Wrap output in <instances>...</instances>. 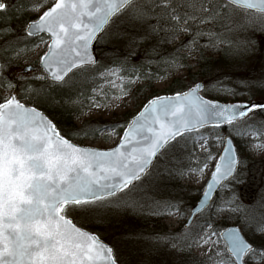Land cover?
I'll list each match as a JSON object with an SVG mask.
<instances>
[{
    "label": "snow or ice",
    "instance_id": "snow-or-ice-1",
    "mask_svg": "<svg viewBox=\"0 0 264 264\" xmlns=\"http://www.w3.org/2000/svg\"><path fill=\"white\" fill-rule=\"evenodd\" d=\"M155 7L167 9L158 18V24L163 19L169 26L153 27L152 31H163L162 39L169 43L180 32L187 33L193 25L210 20L225 21L224 26L231 30L233 8L245 11L243 23L236 27L264 30V0H180L175 7L172 0H160L159 4L157 0H55L37 19L26 22L24 28L29 37L38 33L50 35L48 50L40 58L46 75L35 79L50 77L58 84L66 82L65 77L74 69L95 63L89 47L114 16L128 12L133 20L146 21ZM10 8L19 12L24 5L0 0V15L8 13ZM180 8L185 10L179 11ZM249 9L255 12H248ZM0 33L8 35L2 24ZM199 35L212 37L213 47L224 42L221 36L211 32ZM195 43L194 35L181 47H188L191 53ZM249 43L250 40L238 41L236 48L246 50ZM178 59L174 56L168 63L183 67ZM119 73V69H109L107 76L119 77ZM203 87L202 83H196L174 97L149 101L127 124L120 143L107 150L72 143L38 107L25 106L16 95L4 98L0 102V264H118L113 247L73 221L98 218L104 209L115 206L118 194L142 182L150 174L154 159L178 137L195 134L192 143L207 151L208 137L200 129L232 127L255 108H264L258 104H220L207 100L199 94ZM101 103L94 96L84 106L100 107ZM106 131L115 132L116 127L95 128L91 135L95 137ZM257 133L264 136V127L255 129L253 134ZM201 140L204 144H199ZM224 142L231 145L230 138H224ZM239 163L234 149L225 147L204 196L207 198L214 186L223 187V181L234 179ZM227 204L216 211L236 212L242 207L235 200ZM125 205L135 207L134 203L125 202ZM164 207L179 210L178 204L166 203ZM260 231L264 232V227ZM213 235L216 233L209 223L200 241L214 243ZM220 236L225 239L230 264H245L246 256L257 254V249L238 229L226 230Z\"/></svg>",
    "mask_w": 264,
    "mask_h": 264
},
{
    "label": "rangeland",
    "instance_id": "rangeland-1",
    "mask_svg": "<svg viewBox=\"0 0 264 264\" xmlns=\"http://www.w3.org/2000/svg\"><path fill=\"white\" fill-rule=\"evenodd\" d=\"M55 0H45V4L36 8L34 11L38 17L42 14ZM239 18H244L245 14H237ZM133 20L128 12L118 14L106 26L100 34V44L104 48L117 47L127 44L132 38L138 36L135 29L140 31V25ZM25 28V27H24ZM13 38H22L23 29L17 28ZM143 33V32H140ZM143 36V35H142ZM140 37V36H139ZM248 38V37H247ZM249 38L251 43L247 44L245 52L241 56V60L234 62L228 66L226 73L229 71L231 77L226 80L233 82L231 87L222 85L219 76L213 74V79L209 84H205L203 94H212L216 99L223 98L225 101H251L260 100L264 103L260 83L264 82V48L256 50V44L259 41L264 43V30L251 27L249 30ZM256 39V40H255ZM142 40V38H141ZM49 38L44 37L43 42L39 41L35 46L24 50L16 55L15 61L11 62L4 60L3 68L0 70V82L4 86H0V102L4 98H9L12 94L19 95L20 92L15 90L14 84H10V79L13 77H25L24 80H32L37 76L46 75L39 66L42 54L47 50ZM188 60L186 67L179 68L173 75L158 80L154 87L161 94L170 85L175 77L187 79L189 66L191 70L196 71L194 54L188 52ZM26 66H32L33 69L24 72ZM109 69L117 70L115 67ZM108 69V70H109ZM103 75L104 82L94 89L92 97L95 96L97 101L102 102L100 107H85L92 101V97L83 104L73 103L74 106H79L77 115L73 118V123L76 126L75 132L79 127L87 125L88 128L94 125L95 121L111 120L127 115L131 118L137 114L148 101L147 94L143 95L136 93L135 89L128 90V79L121 76H107V72ZM234 70V71H232ZM122 77V79L120 78ZM37 80V79H35ZM41 81V80H38ZM187 82L190 83L188 80ZM194 82L190 83L189 87ZM19 97V96H18ZM208 97V96H207ZM24 102L28 100L22 99ZM130 118V120H131ZM127 124L116 125L115 132H104L95 138H87L83 140L74 139L75 142L98 148H112L116 146L123 134ZM255 126L250 128L249 126ZM264 127V108H259V111L252 112L243 121L236 123L235 126L228 132H223L218 128L213 132V137L210 138L207 133L208 128H203L200 133L208 137L207 151L204 148L197 147L199 158H197L192 166L184 172L181 177V185L188 188V196L199 197L202 189L212 173L213 167L216 164L218 155L211 156L208 162L203 163L204 157L201 155L209 152H220L223 147V138L225 134H230L234 138L237 146L243 148L240 152V167L235 174V178L228 181L217 193L215 201L207 210V213H201L196 220L185 228L184 224L187 220L185 210V201L181 193L178 192V197L172 193L171 188L163 185V181L159 177L157 171L164 167L172 158L178 156V147L184 141L177 140L169 145L163 154L156 158V161L150 167V174L146 175L142 182H136L135 187L130 191L118 194L117 201H114L113 207L104 209L98 218L89 220L75 219L74 222L92 232L98 233L104 240L110 243L114 249L115 256L120 264H223L229 262L230 255L227 252L226 245L220 237V232L228 225L236 224L234 221H229L227 225H221L223 218L217 217L210 221L214 213H217V207H227L228 201L239 200L243 203L244 210L253 215L254 213L264 212V136L260 134L254 135L257 128ZM111 129L112 127H107ZM247 134L244 135V132ZM219 137V139L217 138ZM247 140V141H245ZM181 141V142H179ZM199 144H204V141H199ZM259 144L260 147H255ZM249 145L251 147L249 148ZM207 164L205 167L204 165ZM191 165V164H190ZM195 169V171H192ZM200 169H203L200 171ZM185 199V200H186ZM176 201L179 205V210L168 211L167 217L162 221L167 228L168 235L159 237L154 233L146 230L148 218L151 216L152 210L162 211L166 203ZM125 202L134 203L135 207H128ZM184 204V205H183ZM233 206V205H232ZM157 208V209H156ZM211 211V213L209 212ZM228 212V211H224ZM231 212V211H230ZM222 213V212H221ZM220 214V212H219ZM247 215L240 223L242 231L247 239L253 243L257 249L255 256L249 254L245 264H264V232H261V227H264V222L259 227L246 226ZM140 222L143 226L139 225ZM212 225V230L216 233L211 237L214 243L205 244L200 241V236L208 228V224ZM145 224V226H144ZM156 232V231H155ZM156 242V243H155ZM176 244V247L172 245ZM190 245V246H189ZM150 248L154 249L152 254ZM219 253V255H218ZM183 259L181 263L178 262ZM177 262V263H176Z\"/></svg>",
    "mask_w": 264,
    "mask_h": 264
},
{
    "label": "trees",
    "instance_id": "trees-1",
    "mask_svg": "<svg viewBox=\"0 0 264 264\" xmlns=\"http://www.w3.org/2000/svg\"><path fill=\"white\" fill-rule=\"evenodd\" d=\"M5 2L10 5L23 3L24 9L18 12L15 8H10L8 13L0 15V24L8 31V35L0 33V65H3L4 60L14 62L18 53L33 47V45L41 41V37H46L44 34L29 37L24 33L22 38L17 39L13 38L16 31H12V29L16 30L17 28H21L24 32L26 22L37 18L32 8L37 5L38 7L43 6L45 0H5ZM179 2L180 0H172L174 7ZM157 3L159 4L160 0H157ZM178 10L184 11L185 9L180 8ZM247 11L253 12L250 10ZM166 12L167 9L164 7H155L146 21L136 22L141 24L140 31L138 29L134 30L138 36L132 38L127 44L121 45L120 48H104V46L100 44L101 37L99 36L94 43V52L97 58L96 62L74 70L65 79L66 82L64 83L58 84L48 78L41 81L35 79L24 80L25 77L22 76L11 78L10 84H14L15 90L20 92L18 95L20 99L26 98L29 104L41 108L56 123L64 135L71 139L78 140L93 138L91 135L92 129L105 126L113 127L119 124L124 125L127 124L131 118L130 116L123 115L118 119L113 118L111 120L95 121L94 125L90 128L84 125L79 127L77 132L74 131L76 126L73 123V118L77 115L79 106H74L73 103H78V105H80L82 101H84L83 104L89 101L93 95L94 89L104 82L102 74H105L109 68L115 67L120 70L122 77L128 79L129 91L135 89L136 93L143 95L147 94L146 97L151 98L160 94L154 87L158 80L173 75L179 68L186 67L188 60L187 53L190 51L188 47H181V45L187 44L193 39L194 35L196 43L192 46L191 52L194 54L196 71L193 72V70L190 69L192 67L189 66L187 79L175 77L164 90V93L183 91L187 89L192 82L196 83L198 81H203L204 84L207 85L215 76L220 77L222 85L231 87L233 82H230V79L229 81L226 80L227 77H225V75L231 77L227 74L230 70L227 73L223 70H227L228 66L241 60L242 54L245 53H242L241 49L238 50L236 48V43L238 41H243L244 38L250 39L249 30L251 27L239 28L235 26L239 23H243L244 18H239L237 14H245V11L239 8L232 9L231 30L224 26L226 23L225 21L217 22L210 20L203 24L197 23L193 25L191 30L187 33L180 32L177 38L170 43L162 39L165 35L163 31H152L153 27L158 28L160 25H164V27L169 26L163 19H160L158 24V18L162 17ZM200 32H211L212 34L221 36L224 42H217V46L213 47L214 41L212 37L209 35H199ZM256 45V50H258V48L260 50V47L264 48V43H260L259 41ZM177 49H179V52H177ZM174 56L179 58L178 64L184 65L183 67L173 66L168 63ZM216 71L217 74H215ZM213 74H215L214 77ZM188 80L190 83L187 82ZM0 86H4V84L0 82ZM259 86L263 93L262 97L264 98V82H261ZM38 89H42V91H34ZM206 96L216 99L212 94L206 93ZM220 100L225 101L223 98H220ZM255 111L258 112L259 108ZM235 124H233L232 127L228 126L226 129L222 130V133L225 131L228 132L227 130L233 128ZM208 130H210V132H208L207 135L212 138L213 132L218 129L208 128ZM85 132H88L89 135L85 136ZM246 134L247 131L244 132V135ZM193 135L195 134L186 135L184 138H178L177 140L184 141V143H181L178 147V156L169 160L168 163H165L164 167L159 168L157 171L159 177L164 182L163 185L170 187L172 193H177L174 194L177 197L178 192L182 194L185 201V210L183 214L186 215L189 214L192 205L198 199L197 196L187 195V199L184 197V195H186L185 193H188V188L181 185L180 177L181 172H186L192 166L193 162L199 158L197 147L192 143ZM250 147L251 145H249V148ZM238 148L239 151L242 152L243 148L239 146V144ZM218 154L219 152H212L211 156ZM201 156L204 157L203 163L209 161L208 154H202ZM232 200L231 198L230 201ZM171 203L176 204L177 202L173 200ZM235 203L242 206L240 211L220 212V214L217 212L213 214L210 221L220 217V219L223 218L221 225L225 226L229 221H234L236 224L240 223L247 215L248 225L246 226L259 227L264 222V212L260 211L259 214L254 213L251 215L247 213V209L244 210L245 206L241 201L235 200ZM263 209L262 207L261 210ZM207 210L203 213H207ZM168 211L171 210L165 207L162 208L161 212L155 209L151 211V216L148 218L149 221H147L146 227H143L147 228L146 230H149L148 228H151V226L154 227L149 230L151 233L150 237L153 233L158 236L157 238L168 235L167 228L162 223L167 217ZM209 212L211 213V211ZM138 224L143 226L140 222H138ZM259 242L262 244L264 240L262 239ZM152 252H154V249L150 248L148 254H152ZM182 260L183 259H180L178 262L181 263Z\"/></svg>",
    "mask_w": 264,
    "mask_h": 264
},
{
    "label": "water",
    "instance_id": "water-1",
    "mask_svg": "<svg viewBox=\"0 0 264 264\" xmlns=\"http://www.w3.org/2000/svg\"><path fill=\"white\" fill-rule=\"evenodd\" d=\"M55 3V2H54ZM53 3V4H54ZM52 4V5H53ZM51 5V6H52ZM48 9V8H47ZM46 9V10H47ZM45 10V11H46ZM249 10H252V11H255L254 9H249ZM43 14V13H42ZM41 14V15H42ZM106 27V26H105ZM39 34H45V35H47L49 38H50V35L49 34H47V33H38L37 35H39ZM100 33H98L97 34V36L99 35ZM37 35H35V36H37ZM95 41V40H94ZM94 41H92V43H91V45H90V47H89V51L91 52V54H92V56L94 57V60H95V62H96V56H95V53H94V50H93V43H94ZM49 43H50V41H49ZM47 50H48V48H47ZM47 50H46V52H47ZM45 52V53H46ZM44 55V54H43ZM42 55V56H43ZM41 56V57H42ZM39 65H40V67L44 70V72H45V69H44V66H43V64H42V62H41V60H40V63H39ZM33 69V67L32 66H26L25 68H24V72L26 73V72H28V71H31V70ZM75 70V69H74ZM46 73V72H45ZM70 74V73H69ZM68 74V75H69ZM67 77V76H66ZM65 77V78H66ZM50 80H51V78L50 77H48ZM197 83H202L203 85H204V83L201 81V82H197ZM196 84V83H195ZM195 84L194 85H192L191 87H194L195 86ZM191 87H189V88H191ZM189 88L188 89H186V90H184V91H188L189 90ZM204 88V87H203ZM203 88L201 89V91H200V95L203 97V98H205V99H207V100H212V101H214V102H217V103H220V104H258V105H264V103H262L260 100H252V101H235V102H224V101H220V100H214V99H210V98H207L206 96H204L203 94H202V90H203ZM184 91H182V92H184ZM176 93H178V92H176ZM176 93H173V94H160V95H157V96H155V97H153V98H151L150 100H148L147 102H146V104L143 106V108L135 115V116H133V118L131 119V121L135 118V117H137L138 116V114L141 112V111H143L144 110V108H145V106L146 105H148V103H149V101H151V100H153V99H156L157 97H174L175 95H176ZM12 95H16V94H12ZM11 95V96H12ZM10 96V97H11ZM17 96V95H16ZM9 97V98H10ZM17 98H18V96H17ZM19 99V98H18ZM20 100V99H19ZM20 102L21 103H23V104H25V106H27V107H36V106H34V105H30V104H27L26 102H24V101H22V100H20ZM257 108H259V107H257ZM257 108H255L254 110H256ZM38 110L39 111H41V112H43L46 116H48L43 110H41L40 108H38ZM253 110V111H254ZM251 113V112H250ZM249 113V114H250ZM248 114V115H249ZM49 117V116H48ZM49 119H51L50 117H49ZM242 119H244V118H242ZM242 119H240V120H242ZM130 121V122H131ZM237 121H239V120H237ZM237 121H235V122H237ZM234 122V123H235ZM227 125H222L221 127L223 128V127H226ZM206 127H212V126H206ZM220 127V128H221ZM58 129V128H57ZM59 130V129H58ZM60 131V130H59ZM61 133V132H60ZM62 135V134H61ZM122 136H123V134H122ZM121 136V137H122ZM65 138H67L66 136H65ZM224 138H230L231 139V145H226L225 144V142H224V146H223V148H222V151L220 152V154H219V156H218V158H217V161L219 160V157H220V155H222L223 153H224V149H225V147H231V148H233L234 149V151H235V153H236V155L238 156V158H239V160H240V155H239V152H238V148H237V145H236V143H235V141H234V139H233V137L231 136V135H225L224 136ZM69 139V138H68ZM71 140V142L72 143H74V144H77V145H80V146H82V147H92V148H97V149H101V150H107V149H111V148H98V147H95V146H88V145H84V144H81V143H77V142H75L74 140H72V139H70ZM121 140V139H120ZM173 142V141H172ZM120 143V141L118 142V144ZM117 144V145H118ZM116 145V146H117ZM169 145V144H168ZM168 145H166V147L168 146ZM116 146H114V147H116ZM114 147H112V148H114ZM163 151V150H162ZM154 161H155V159H154ZM153 161V162H154ZM216 161V162H217ZM240 164V163H239ZM238 168H239V165H238ZM238 168H237V170H238ZM214 169H215V166H214V168H213V170H212V172L214 171ZM237 172V171H236ZM236 172L234 173V175L236 174ZM211 175H212V173H211ZM211 175H210V177L208 178V180H207V182H206V184L204 185V188H203V191H202V193H201V195L199 196V198H198V200L196 201V203L191 207V211H190V214H189V216H188V218H187V222H186V226H189L192 222H193V220L200 214V213H202L203 211H205L211 204H212V202L214 201V199H215V196H216V194H217V192H218V190L221 188V186H214V188H213V190L212 191H210L209 193H208V197L206 198L205 196H204V192L206 191V189H207V184L210 182V180H211ZM231 178H229L228 180H226V181H223L222 182V184L224 185L226 182H228L229 180H230ZM79 227V226H78ZM229 229H238L239 231H240V234L243 236V238L247 241V242H249V243H251L247 238H246V236L244 235V233H243V231H242V229H241V227L239 226V225H236V224H233V225H230V226H227L226 228H224V229H222V231L220 232V233H222V232H225L226 230H229ZM86 230V229H85ZM221 238H222V240L224 241V243H225V239L221 236ZM101 241H103L102 239H100ZM105 244H107V245H109L108 243H106L105 241H103ZM252 244V243H251ZM110 246V245H109ZM254 246V245H253ZM227 248V247H226ZM230 255V254H229ZM246 258V257H245ZM232 259H234V258H232ZM119 264V263H118Z\"/></svg>",
    "mask_w": 264,
    "mask_h": 264
}]
</instances>
